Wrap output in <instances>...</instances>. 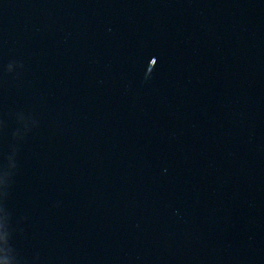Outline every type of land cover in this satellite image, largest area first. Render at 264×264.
I'll use <instances>...</instances> for the list:
<instances>
[{
	"label": "water",
	"instance_id": "1",
	"mask_svg": "<svg viewBox=\"0 0 264 264\" xmlns=\"http://www.w3.org/2000/svg\"><path fill=\"white\" fill-rule=\"evenodd\" d=\"M0 264H264V0H0Z\"/></svg>",
	"mask_w": 264,
	"mask_h": 264
}]
</instances>
